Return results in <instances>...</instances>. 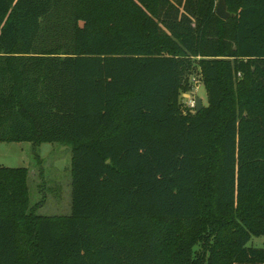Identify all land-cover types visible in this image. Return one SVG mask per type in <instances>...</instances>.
<instances>
[{"label":"trees","instance_id":"1","mask_svg":"<svg viewBox=\"0 0 264 264\" xmlns=\"http://www.w3.org/2000/svg\"><path fill=\"white\" fill-rule=\"evenodd\" d=\"M217 2L0 0V141L72 145L69 215L0 165V264H264V0Z\"/></svg>","mask_w":264,"mask_h":264},{"label":"rangeland","instance_id":"2","mask_svg":"<svg viewBox=\"0 0 264 264\" xmlns=\"http://www.w3.org/2000/svg\"><path fill=\"white\" fill-rule=\"evenodd\" d=\"M196 97H199L205 106L208 105L207 89L202 82L200 67L184 77L181 101L185 107L193 109ZM10 145L11 148L7 153L11 157L5 155L4 149H0V164L8 167L25 166L31 170L28 183L31 206L34 207L35 212L42 215H69L71 212L72 145L64 142L43 143L36 151L31 142ZM162 223L165 224L162 225L163 228L178 224L177 221ZM182 224L183 221L171 227H179ZM164 231L166 234V230ZM248 245L264 247V235L253 236Z\"/></svg>","mask_w":264,"mask_h":264},{"label":"water","instance_id":"3","mask_svg":"<svg viewBox=\"0 0 264 264\" xmlns=\"http://www.w3.org/2000/svg\"><path fill=\"white\" fill-rule=\"evenodd\" d=\"M216 14L222 18V19H228L230 16H235V14H232L228 9L227 0H218L215 8ZM205 105L203 104V101L196 97L195 107L196 111H200Z\"/></svg>","mask_w":264,"mask_h":264},{"label":"crops","instance_id":"4","mask_svg":"<svg viewBox=\"0 0 264 264\" xmlns=\"http://www.w3.org/2000/svg\"><path fill=\"white\" fill-rule=\"evenodd\" d=\"M13 143L18 144V143H21V142L0 141V149H4L5 152H6L5 155L8 156V157H11V155L8 154L7 151H8L9 148H11V147H9V146H11L10 144H13ZM6 146H7V147H6ZM21 149H22V147H21ZM11 161H13V160H11ZM15 163H16V161H15ZM0 165H2V164H0ZM11 165H15V164H11ZM10 167H11V166H10ZM30 174H31V170H30Z\"/></svg>","mask_w":264,"mask_h":264},{"label":"built area","instance_id":"5","mask_svg":"<svg viewBox=\"0 0 264 264\" xmlns=\"http://www.w3.org/2000/svg\"><path fill=\"white\" fill-rule=\"evenodd\" d=\"M195 106V105H194Z\"/></svg>","mask_w":264,"mask_h":264}]
</instances>
